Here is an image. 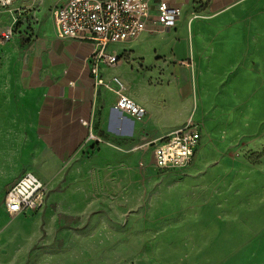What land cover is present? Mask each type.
Here are the masks:
<instances>
[{"label": "rangeland", "instance_id": "obj_1", "mask_svg": "<svg viewBox=\"0 0 264 264\" xmlns=\"http://www.w3.org/2000/svg\"><path fill=\"white\" fill-rule=\"evenodd\" d=\"M61 1L0 0V31L15 28L0 44V264H264V0L211 14L199 25L210 33L186 57L156 52L146 63L158 74L149 80L153 117L171 126L192 118L200 126L189 164L154 165V139L169 131L157 127L147 136L112 140L116 178L100 177L93 157L70 159L43 177L40 207L6 211L7 184L21 171L39 173L49 155L32 129L23 50L11 52L10 44L51 27ZM174 171L191 175L160 191ZM163 196L166 203L159 201ZM258 220L257 239L232 241L240 230L253 234Z\"/></svg>", "mask_w": 264, "mask_h": 264}, {"label": "crops", "instance_id": "obj_2", "mask_svg": "<svg viewBox=\"0 0 264 264\" xmlns=\"http://www.w3.org/2000/svg\"><path fill=\"white\" fill-rule=\"evenodd\" d=\"M246 1L248 0H172V4L182 9L172 32L161 30L151 18L148 26L151 24L156 29L147 28L134 38L110 43L108 50L120 55V61L114 65L100 62L96 73L92 71L95 61L91 56L96 49V43L93 40L59 37L53 20L51 27H46L42 32L29 37V42L24 48L21 47L19 37H15L10 44V51L14 52L19 47L23 50L24 67L30 72L32 129H35L37 135L45 142L49 155L39 173L34 170L21 171L7 184L6 189L25 171L34 172L44 181L43 177L52 176L53 169L62 162L70 159L84 162L88 161L89 157H93L92 159L101 165L100 177L116 178L118 151L114 148L116 145L112 140L125 139L141 133L147 136L157 127L162 129V133L167 130L170 133L193 120L190 118L181 125L171 126L160 123L159 119L153 117L150 102L154 88L149 80L157 71L145 69L146 63L153 61L156 52L168 57L175 54L180 59L186 57L189 51L193 53L199 37L210 33L209 29H202L200 24L210 21L211 14ZM157 3L158 0H150L151 14L155 13ZM157 63L162 64L159 61ZM19 65L20 63L17 67ZM114 76L124 82L126 93L146 108V114L140 119L115 107L118 93L115 91ZM90 132L99 139L90 138ZM168 133L158 140L154 139V148ZM154 148L153 163L156 166ZM106 168L110 170H104ZM174 172L168 179L164 177L167 182L160 183V191H168L167 188L181 185V180L191 175ZM215 195L216 192L210 193V208L214 205L212 202H215ZM159 199L162 203L167 201L164 196ZM152 200L144 199L142 204L148 205L146 209L152 208L149 204ZM222 205H217L218 214L223 212ZM260 221H256L253 226V234L240 230L232 241L245 244L257 239V229L263 226Z\"/></svg>", "mask_w": 264, "mask_h": 264}, {"label": "built area", "instance_id": "obj_3", "mask_svg": "<svg viewBox=\"0 0 264 264\" xmlns=\"http://www.w3.org/2000/svg\"><path fill=\"white\" fill-rule=\"evenodd\" d=\"M4 5L14 0H1ZM172 0H158L156 11L151 14L150 0H65L52 11L56 33L62 38L93 40L96 49L91 56L92 68L97 72L100 62L114 65L120 55L108 50L110 43L134 38L153 23L165 32H172L182 14L180 6ZM156 28V27H155ZM155 30V29H154ZM15 28L6 26L0 31V44L14 36ZM101 81V80H100ZM118 99L115 107L138 119L146 114V108L129 96L124 82L113 77ZM90 138L99 139L90 132ZM201 138L200 126L189 120L160 139L154 148L157 167L182 168L190 163ZM45 182L32 171H25L5 191L4 204L7 212L17 215L42 205Z\"/></svg>", "mask_w": 264, "mask_h": 264}, {"label": "trees", "instance_id": "obj_4", "mask_svg": "<svg viewBox=\"0 0 264 264\" xmlns=\"http://www.w3.org/2000/svg\"><path fill=\"white\" fill-rule=\"evenodd\" d=\"M28 42H29V37L23 35L21 37V47L24 48L27 45Z\"/></svg>", "mask_w": 264, "mask_h": 264}]
</instances>
